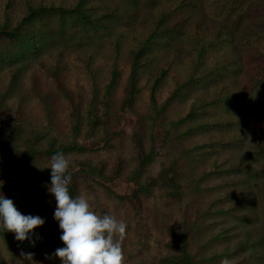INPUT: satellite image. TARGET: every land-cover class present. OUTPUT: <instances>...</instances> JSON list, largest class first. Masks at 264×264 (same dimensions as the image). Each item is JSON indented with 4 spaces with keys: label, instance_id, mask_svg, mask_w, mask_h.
<instances>
[{
    "label": "rangeland",
    "instance_id": "1",
    "mask_svg": "<svg viewBox=\"0 0 264 264\" xmlns=\"http://www.w3.org/2000/svg\"><path fill=\"white\" fill-rule=\"evenodd\" d=\"M92 7L96 14L113 10L126 20L113 16L112 31L108 34L85 31L77 25L66 26L63 37L57 42L48 41L50 50L23 59L26 67L15 80V65L0 61V142L7 146L3 165L28 151V140L33 141L37 133L45 137L34 149L78 144L80 149L64 153L70 160L69 172L77 189L76 197H87L97 215L111 214L126 222V234L121 240L124 264H176L172 259L179 256L180 250L172 243V229L178 235L187 234L192 264H251L256 256L264 264V177L263 172L256 171L261 169L259 162L264 163L259 155V144L264 142V82L255 79L259 65L264 66V2L203 1L204 15L209 16L210 25L220 21L232 29L242 50L254 55L251 61L244 62L239 74L227 72L210 84L181 87L178 95L172 96L182 74L180 61L179 64L172 61L165 43H172L176 49L182 39L165 33L164 37L155 39L152 49L144 55L147 61L141 69L140 93L127 110L121 104L131 70L132 50L149 32L150 14L164 9L166 0H139L138 4H132L131 0H95ZM170 19L174 20L173 14ZM53 22L54 19L47 21L51 33L55 30ZM43 25L39 24L38 28ZM14 49H17L15 45L0 40V56ZM56 62H59L63 89L47 71ZM114 65L119 76L113 91L107 95L105 87ZM162 67L167 72L155 92L158 106L155 111L150 87ZM223 82L231 103L208 110L204 119L217 116L224 119L213 120L217 125L206 129H191L193 122L185 119L192 100L203 90L205 95ZM91 104L95 105L92 125L88 114ZM74 106L81 115L76 128ZM181 118L182 122L173 124ZM194 119L198 123L202 116ZM19 124L23 130L16 136L14 127ZM239 133L247 135L242 143L225 147L219 144L211 153L200 147L189 154L190 148L203 144L208 134L235 140L240 139ZM151 151L153 159L140 181L157 185L148 191H137L136 183L130 182L129 177L140 159ZM238 155L244 157L247 174L235 171L223 176L204 175L197 187L198 175L213 166L211 160L222 157L231 160ZM52 156L38 153L31 167L47 168ZM85 166L102 170L106 179L89 175L83 169ZM163 170L174 171L169 173L177 181L174 188L160 185ZM226 178L235 183L218 188L217 183L225 182ZM47 185L50 183L0 181V195L12 199L23 214L45 220L42 226L32 230L28 239L30 243L35 240L34 251L17 245L13 256L0 236V264H28L22 253H32L36 264H61L60 258L51 255L65 245L60 239L62 230L54 219L56 200ZM227 191L239 192L234 200L244 202L237 211L244 214L243 218L237 213L209 212L229 205L218 199ZM214 217H218L217 221H213ZM222 224L230 230L228 237L213 241L211 235L221 230ZM114 239H120L119 234ZM243 242L247 250L240 247ZM224 246L230 247L228 258L208 260L212 252L219 254Z\"/></svg>",
    "mask_w": 264,
    "mask_h": 264
},
{
    "label": "trees",
    "instance_id": "2",
    "mask_svg": "<svg viewBox=\"0 0 264 264\" xmlns=\"http://www.w3.org/2000/svg\"><path fill=\"white\" fill-rule=\"evenodd\" d=\"M93 1L95 2V0H0V40L13 44L17 48L14 49V52H4L2 56H0V61L8 62L9 65H15L13 80H15L26 67L25 60L23 59L25 57L30 58L37 56L39 53H42L45 50L47 51L48 48L50 50L51 46L48 41L54 39V42H57L60 37L64 36L66 26L77 25V27H80L85 31H101L108 34L112 31L110 23L113 16L117 19L126 20L124 16L120 15V18L113 10L96 14L92 7ZM131 1L132 4H138L139 2V0ZM203 1L201 3V0H166V7L164 9L157 14H150L148 22L149 32L147 31L145 33L142 40H139L135 45V48L132 50L131 70L125 89L126 94L121 104V107L124 110L133 106L140 93L141 87L139 82L142 73L141 69L147 61L145 58L146 52L152 49L155 39L158 40L160 37H164L165 33H167V35L176 34L182 39V43L179 45V48L176 47V49L173 47L172 43H165V45L168 46L169 53L172 55V61L175 64H179L178 60L180 61L179 65L181 68H179V71L182 74V81L179 80L177 83V89L172 92V96L178 95L182 88L191 87L193 85L201 86L203 84H210V82L217 79L219 75L224 76L227 72H232V74L237 75L240 73L244 62L252 60V57L254 56L253 53L251 51L246 53L242 50L240 47L241 44L237 43L235 36L232 35L234 33L232 29H229L219 20L215 25H210L211 20H209V16L204 15ZM258 1L264 2V0ZM172 14L174 20L170 19ZM50 19H54L53 25L55 30L52 33L47 24V21ZM39 24L44 25L39 26L38 28ZM55 65L56 66L47 67V71L52 75L60 89H63L59 62H56ZM257 71L258 73L255 75V79L264 82V66L259 65ZM166 72L167 70L162 67L160 72L155 74L153 83L150 87V101L155 111L158 110L155 92L164 82ZM118 76L119 71L114 65L111 71V78L105 87L107 95H110L113 91ZM226 88L227 85L223 82L208 91L205 95L203 94V91L205 93V90H203L192 100L185 119V121L189 120L190 122H193L191 129H206L209 126L217 125V121H222L224 119L219 116L208 117V119H204V117L208 110H214L220 104L231 103L229 100L231 99V96L226 92ZM63 92L67 95L65 90ZM67 96L70 98V95ZM94 108L95 105L91 104V107L88 110L90 116L89 124L91 125L94 122L93 119L95 117ZM72 114L74 118V127L76 128L81 122V115L79 110L76 109V106H74ZM198 115L202 116V119L198 123H194V118H197ZM183 120L184 119L181 118L177 122H173V124L180 123ZM22 130V124L14 127L16 136L21 135ZM238 135L240 139L236 138L235 140H227L224 139V137L219 139L215 134H208L207 140L197 147L190 148L189 154L193 153L194 150H198L200 147L207 148L208 153H211L215 151L214 147L219 146V144L224 147L230 143L233 145L239 144L243 142L242 139L247 137L245 133H239ZM44 137L45 135L43 133H37L34 136L33 141L29 139L28 151L17 155L16 159L7 166L3 165L7 146L0 142V169H3L0 173V181L2 179H7L13 184L17 182L22 184H33L35 182L45 184L50 183L51 170L47 168L42 169L31 167L36 155H38V153L55 155L57 152L67 153L80 149L78 144H60L57 147L49 145L47 148L40 150L34 149V146L44 139ZM259 155L264 159V142L259 144ZM153 156L154 154L151 151L148 156L146 155L141 158L133 175L129 177L130 182L136 183L137 191H148L152 188V185H157L156 183L150 182L142 184L140 181L143 172L147 165L152 161ZM211 162L213 166L198 175L197 187H199L200 182H203L204 175L207 177L208 175L212 176L211 174H216V176L219 174L220 176H223L228 172L234 173L235 171H237V173L240 171L244 174L248 173L244 157L241 155H238L231 160L223 157L221 159L214 158ZM263 164L264 163L259 162L261 169H256L257 172H263L261 175L262 177H264ZM83 169L95 178L106 179L103 171L98 168L85 166ZM169 169L172 168L169 167ZM170 172L174 171L163 170L161 173L159 183L162 187L166 186L174 188L177 185L174 176L169 175ZM227 183L230 185L235 182H228V178H226L225 182L220 181L217 183V186L218 188H221L223 185H227ZM69 190L70 194L73 197H76L77 189L73 183L70 184ZM238 193L239 192L236 193L234 191L223 192L218 196V199L219 201H224V203L228 202L229 205L225 206L224 204L219 208L214 207L216 210L214 209L209 212L214 213L213 215L237 213V215H240L241 218H243L244 214H240L242 212L237 211L240 210L239 205H243L244 202L241 200L236 202L234 200L238 196ZM233 208H235V210H232ZM217 219L218 217H214L213 221H217ZM229 233V228H225L224 224H222L221 230L211 236L214 239L213 241H218V239H226ZM171 235L172 243L180 250L179 256L172 260H175L176 264H192L187 234L184 233L178 235L176 231L172 229ZM0 236L4 239L8 250L13 256L16 255V252L14 251L16 247H18L17 245H20L19 248L23 247L34 251L35 247H33L29 240H16L14 232L0 229ZM244 246L245 244L243 242L240 247L245 249ZM229 251L230 247L224 246L221 253L216 254L212 252L207 258L209 261L228 258L230 256V254H228ZM251 256H254V254L252 253ZM251 264H260L257 256L254 261L252 260Z\"/></svg>",
    "mask_w": 264,
    "mask_h": 264
},
{
    "label": "clouds",
    "instance_id": "3",
    "mask_svg": "<svg viewBox=\"0 0 264 264\" xmlns=\"http://www.w3.org/2000/svg\"><path fill=\"white\" fill-rule=\"evenodd\" d=\"M69 167L70 160L63 152L53 155L47 166L51 169V181L46 187L56 200L54 219L62 230L60 239L65 245L51 255L60 258L61 264H124L121 240L126 234V222L111 214L97 215L83 195L73 197L69 190ZM44 223L40 216L23 214L12 199L0 195V229L14 232L16 240L30 239L32 230ZM117 234L120 239H114ZM31 243L34 246L35 240ZM22 255L28 264H36L32 253Z\"/></svg>",
    "mask_w": 264,
    "mask_h": 264
}]
</instances>
